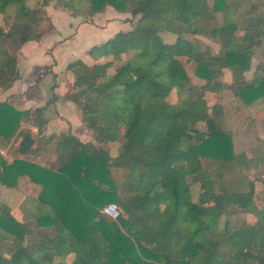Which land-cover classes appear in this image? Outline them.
<instances>
[{
	"label": "trees",
	"instance_id": "16d2710c",
	"mask_svg": "<svg viewBox=\"0 0 264 264\" xmlns=\"http://www.w3.org/2000/svg\"><path fill=\"white\" fill-rule=\"evenodd\" d=\"M89 2L93 14L111 5L139 18L131 29L88 50L94 57L110 56L107 61L88 64L79 58L68 64L75 79L66 97L79 106L95 143L70 133L50 135L45 142L55 145L53 169L0 154V186L19 188L24 175L41 185L35 207L24 215L27 221L3 203L0 234L18 247L10 256L0 252V264H264V208H257L253 222L238 216L264 186L242 166L259 164L264 155L234 152L223 104H210L204 96L205 90H231L245 105L264 100V74L258 73L264 64L251 79L245 77L252 46L264 39V11L251 13L257 6L247 0ZM8 11L13 20L4 19L7 27L0 23L1 87L18 76V48L43 36L25 20L36 22L39 12L27 0H0V13ZM216 17H222L220 23L205 32L202 20ZM162 28L175 39L165 41ZM204 32L221 43L217 52L191 38ZM182 56L196 61L204 81L199 90L188 84ZM115 60L119 64L112 67ZM40 110L0 102V145L11 142L15 154L38 150L44 139L20 129V121H39L42 127ZM15 135L18 141H11ZM227 174L232 181L226 183ZM109 202L119 208L116 219L100 212Z\"/></svg>",
	"mask_w": 264,
	"mask_h": 264
},
{
	"label": "crops",
	"instance_id": "0c3cea01",
	"mask_svg": "<svg viewBox=\"0 0 264 264\" xmlns=\"http://www.w3.org/2000/svg\"><path fill=\"white\" fill-rule=\"evenodd\" d=\"M137 17L132 16L130 13L118 11L113 7H106L104 11L94 13L91 20L76 22L73 26L69 24L65 33L59 34L58 29L53 31L51 39L49 38L51 41L45 40L50 32L44 34L39 40H28L23 43L16 52L18 76L7 86H0V102H6L17 110H32L41 107L38 117L43 122L42 127H39V121L21 120L20 129L29 130L34 134L39 133V136L44 140H42L39 149H35L30 154H15L11 150L13 149V146H10L11 142H8L7 145H0V154L7 159L16 156L29 159L53 169L52 165L57 158L55 145L54 142H45L50 135L70 133L83 143H95L92 131L81 119L79 106L74 100L66 97L75 79L74 71L68 68V64L79 58L87 62L90 57L88 50L93 45L112 38L114 34L120 32V28H124L125 31L131 29ZM166 33L169 34L170 31ZM250 67L253 69L251 65ZM248 70L245 72L246 77H248L247 73L250 71ZM254 103H258V101L255 100ZM254 103L244 104L242 107L250 109L251 104ZM258 111L263 114L264 107ZM259 112H257L259 115L255 124V134L258 139L255 140L252 137L253 133H247L245 138L250 139L248 145L246 139H244L246 141L245 147L239 151L234 150V152L245 151L248 156L263 157V148H261L259 142L264 141V116H260ZM235 138L237 137H231L232 142ZM18 139L19 136L15 135L11 141H18ZM112 148L111 145L110 153L112 155L117 154V149L114 147L116 151L113 152ZM242 168L250 177H258L264 180L262 177L264 161L257 165L253 164V168L250 167L252 170H248L246 166H242ZM18 185V214L22 218L26 209L30 210V208L35 207V197H37L41 185L30 181L27 175L20 176ZM27 190L32 191L27 193ZM26 199L27 201L24 203ZM254 202L256 203L255 211L259 206L264 208V201L259 199L258 192ZM254 202L248 209L253 206ZM255 211L251 220L246 219L248 210L241 212L243 217L240 220L253 222L256 219Z\"/></svg>",
	"mask_w": 264,
	"mask_h": 264
},
{
	"label": "rangeland",
	"instance_id": "374dc122",
	"mask_svg": "<svg viewBox=\"0 0 264 264\" xmlns=\"http://www.w3.org/2000/svg\"><path fill=\"white\" fill-rule=\"evenodd\" d=\"M247 1H248V4L255 3L257 6V10L253 9L251 13L255 12V14H257V13H261L264 11V0H247ZM27 3L31 7L35 6L36 8H38L39 12H37L35 15L36 22H32L28 20L27 18H25V20L29 23L30 27L32 26L31 28L35 32H42L43 35L51 32L50 35L47 34V37L45 38L46 41H51L50 39H51V34H53L52 33L53 31L58 29L60 32L59 34L65 33L69 24L73 26L76 22L91 20L92 15H93V13L90 12L91 8L89 5L90 4L89 0H49V2L46 4H42L41 0H27ZM106 7H112V6L106 5L104 9ZM104 9L102 11H104ZM240 9L242 8L240 7ZM97 12H101V11H97ZM124 13H130V12L125 11ZM247 13H250V12H247ZM135 16L136 17L138 16L137 17V20H138L139 14ZM5 18H8L7 22L11 23V21L14 18L13 13L11 11H8L4 14L0 13V23L1 25L7 27V23L4 20ZM221 18L218 19V17H216L215 20H212L211 18L207 20V18H205V20H202L204 31L207 32L208 28L211 27L212 24L220 23ZM234 18L238 19L240 22L241 18H243L242 11L237 10V12L234 13ZM162 25L166 27L169 26L168 22H165ZM244 26H245V23L242 21L240 28H244ZM119 31L120 32L125 31V29L120 28ZM241 31L242 30L239 29L237 32L239 33ZM159 32L165 41H173L175 39V34L172 32H170L169 34L166 33L167 30H165V28H162L161 30H159ZM205 32L203 34L191 35V38L197 41L196 45H198L200 48L208 49L209 52H217L220 48L221 43L217 40H214L211 36L206 35ZM96 45H99V44H95L93 46H96ZM252 50H253V56L251 59V66L253 69H251L250 67L251 70L249 69L250 71L248 70L249 72L247 73L248 77H246L245 75L246 79L252 78L253 71L255 70V67L258 64H264V39L260 38V42L256 44L255 46H252ZM128 55L129 53H123L124 57H127ZM109 58L110 56L94 57L90 55L86 63L92 64L98 61L104 62V61H107ZM179 60L183 64L188 77L191 79V81L188 84L194 86L196 90H199L200 86L204 83V81L202 80V78H200L196 74V66H197L196 61L187 56L179 57ZM118 64H119V61L115 60L113 62L112 67H115ZM225 73H226L225 74L226 78L229 79L230 71L226 70ZM258 73L264 74V70L259 68ZM160 78L163 79L164 81L163 85L166 86L167 85V81H165L166 78L163 77V75ZM187 94H188L187 91L183 92L184 97H186ZM171 96L172 98H176L175 90L173 91ZM204 96L210 104L218 102V101H221V103L223 104L224 127L227 129V131L230 132L232 138L237 137L234 139V142H232L233 150L239 151L240 149L245 147L246 144L248 145L250 139L245 138L247 133H253L252 137L255 140L258 139L255 134V124H256V119H258L257 116L259 115L257 114V112H259L258 110H262V108L264 107L263 98L261 97L257 98L256 100L258 101V103H254L255 100L251 102L254 104L253 105L251 104L250 106L251 108L248 109V107H242L244 104L241 103V100L238 97V95L234 94L233 91L231 90H224L221 93H216L214 91L205 90ZM259 113H260V116L262 117L264 116V113L261 114V111ZM244 139H246L247 143L246 141H244ZM259 145L261 146V148H263V153H264V141H260ZM110 151H111V147H110ZM112 151L115 152L116 149H114L113 147ZM250 167L253 168V164H251V162L250 164L248 163L246 165V168H248V170H252V168ZM262 177L264 178V173ZM187 179L189 181L190 177H187ZM223 179L226 183L232 181L231 177L228 174L226 175V177L223 176ZM194 188L195 190H197V187H194ZM31 191L32 190H27V193H31ZM257 192H258L259 199L264 201V186L260 187ZM193 193H194V190H193ZM3 203L8 205L9 213H11L15 218L17 219L20 218L22 221L23 220L27 221V218H28L27 216H24L21 218L18 214V186L15 188H7L5 186H0V211L6 209L5 204ZM255 204L256 203L254 202L253 206H251L248 209V215L246 219L251 220L254 217V211L256 209ZM24 214L29 215V210L26 209V212ZM238 216L239 218L243 217L242 213L238 214ZM113 219H116V218H113ZM16 247H18V243L15 242L14 238L5 237L0 234V252H2L3 255L10 256L13 250L16 249ZM55 263H58V261L56 260Z\"/></svg>",
	"mask_w": 264,
	"mask_h": 264
},
{
	"label": "built area",
	"instance_id": "2783aa9c",
	"mask_svg": "<svg viewBox=\"0 0 264 264\" xmlns=\"http://www.w3.org/2000/svg\"><path fill=\"white\" fill-rule=\"evenodd\" d=\"M101 211L103 214L112 218L119 216V208L115 202H109L102 206Z\"/></svg>",
	"mask_w": 264,
	"mask_h": 264
}]
</instances>
